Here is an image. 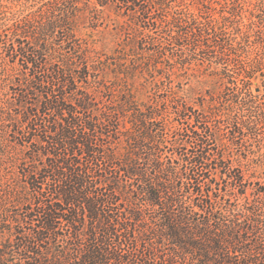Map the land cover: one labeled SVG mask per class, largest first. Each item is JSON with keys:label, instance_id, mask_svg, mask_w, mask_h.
Listing matches in <instances>:
<instances>
[{"label": "trees", "instance_id": "1", "mask_svg": "<svg viewBox=\"0 0 264 264\" xmlns=\"http://www.w3.org/2000/svg\"><path fill=\"white\" fill-rule=\"evenodd\" d=\"M34 1L7 28L0 12V264H264V183L212 176L204 139L188 153L158 96H137L138 78L164 81L181 1ZM107 10L122 39L91 63L83 40Z\"/></svg>", "mask_w": 264, "mask_h": 264}, {"label": "rangeland", "instance_id": "2", "mask_svg": "<svg viewBox=\"0 0 264 264\" xmlns=\"http://www.w3.org/2000/svg\"><path fill=\"white\" fill-rule=\"evenodd\" d=\"M180 1L188 11L174 21L173 39L156 59L163 67L164 81L153 93L148 92L153 90V75L138 78L137 84L144 85L138 86L137 96L145 104L150 96H158L172 125V139L187 142L188 153L196 152L204 139L207 154L215 162L212 176L219 178L232 168L236 173L243 171L246 178L254 174L251 180L264 183V120L259 108L253 117L244 116L257 106L264 108V0ZM32 3L36 1L0 0V12L6 16L2 28L26 15ZM100 18L98 30L90 29V36L83 40L91 47V63L116 51L122 39L118 26L123 16L107 10ZM83 25L91 27L89 20ZM79 35L86 38L84 33ZM8 54L0 49V68L10 71ZM111 75L98 72L99 81L90 83L93 96H102ZM245 80L251 85L246 86ZM254 117L258 121L251 122L249 118ZM122 148L120 144L118 149Z\"/></svg>", "mask_w": 264, "mask_h": 264}, {"label": "water", "instance_id": "3", "mask_svg": "<svg viewBox=\"0 0 264 264\" xmlns=\"http://www.w3.org/2000/svg\"><path fill=\"white\" fill-rule=\"evenodd\" d=\"M258 90V89H257Z\"/></svg>", "mask_w": 264, "mask_h": 264}]
</instances>
